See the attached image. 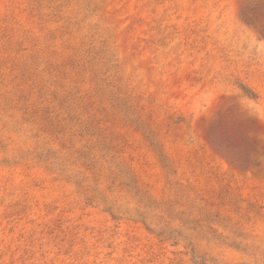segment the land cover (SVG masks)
<instances>
[{
	"label": "rangeland",
	"instance_id": "374dc122",
	"mask_svg": "<svg viewBox=\"0 0 264 264\" xmlns=\"http://www.w3.org/2000/svg\"><path fill=\"white\" fill-rule=\"evenodd\" d=\"M258 5L0 0V264H264Z\"/></svg>",
	"mask_w": 264,
	"mask_h": 264
},
{
	"label": "trees",
	"instance_id": "16d2710c",
	"mask_svg": "<svg viewBox=\"0 0 264 264\" xmlns=\"http://www.w3.org/2000/svg\"><path fill=\"white\" fill-rule=\"evenodd\" d=\"M264 9V8H263ZM259 5L252 10H244L246 22L253 26L264 37V10Z\"/></svg>",
	"mask_w": 264,
	"mask_h": 264
}]
</instances>
